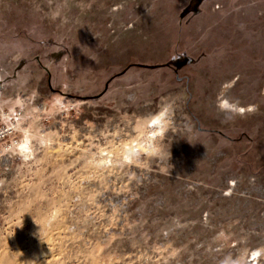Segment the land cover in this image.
<instances>
[{"label":"rangeland","instance_id":"1","mask_svg":"<svg viewBox=\"0 0 264 264\" xmlns=\"http://www.w3.org/2000/svg\"><path fill=\"white\" fill-rule=\"evenodd\" d=\"M179 5L0 0L6 27L64 42L53 84L75 94L50 89L36 62L0 87V264H264V149L228 171L236 153L197 129L161 71L99 94L117 69L164 58L172 32L208 26L164 21ZM36 50H0V79ZM217 103L193 109L224 123ZM165 105L161 135L150 118ZM257 112L264 148V99Z\"/></svg>","mask_w":264,"mask_h":264},{"label":"flooded vegetation","instance_id":"2","mask_svg":"<svg viewBox=\"0 0 264 264\" xmlns=\"http://www.w3.org/2000/svg\"><path fill=\"white\" fill-rule=\"evenodd\" d=\"M173 1L180 2V5L172 18L165 16L164 21L188 26L203 23L208 25L206 30L172 32L169 34L171 41L165 45L167 54L164 58L148 63L136 61L117 69L105 79V87L99 94L105 95L117 81L126 79L131 84L136 83L139 80L137 71L141 68L161 71L164 73L163 82L170 89H185L188 95L186 106L197 129L223 138L225 143L219 149L236 153L231 160L238 157L241 165L253 168L250 153L264 149L257 144L263 133L257 109L264 99V10H261L264 0ZM216 26L223 30H215ZM209 28L211 30H207ZM28 42L35 45L36 52L32 57H20L13 72L0 79V87L14 79L29 63L36 62L44 69L50 89L62 95L75 96L53 84L52 69L58 68L69 51L64 42L53 36H43L40 26L17 30L0 23V50L20 51ZM226 81L233 84L227 98L238 100L245 108H252L250 113L244 118L237 116L230 122L221 123L219 114L205 117L193 109L200 98L215 100L221 84Z\"/></svg>","mask_w":264,"mask_h":264},{"label":"clouds","instance_id":"3","mask_svg":"<svg viewBox=\"0 0 264 264\" xmlns=\"http://www.w3.org/2000/svg\"><path fill=\"white\" fill-rule=\"evenodd\" d=\"M233 86L232 82H224L220 86L218 93L217 108L223 114V122H230L237 116L244 118L247 113H250L252 108L241 106L238 100H230L227 98V93ZM153 125L158 129L159 134H163L171 120V105H165L160 112L150 118Z\"/></svg>","mask_w":264,"mask_h":264},{"label":"water","instance_id":"4","mask_svg":"<svg viewBox=\"0 0 264 264\" xmlns=\"http://www.w3.org/2000/svg\"><path fill=\"white\" fill-rule=\"evenodd\" d=\"M131 82H133V81H131ZM231 162L232 163H231V166L228 167V171H236L239 168H241V166H242L241 163H239L238 157L232 158Z\"/></svg>","mask_w":264,"mask_h":264},{"label":"built area","instance_id":"5","mask_svg":"<svg viewBox=\"0 0 264 264\" xmlns=\"http://www.w3.org/2000/svg\"><path fill=\"white\" fill-rule=\"evenodd\" d=\"M0 134H1V132H0Z\"/></svg>","mask_w":264,"mask_h":264}]
</instances>
